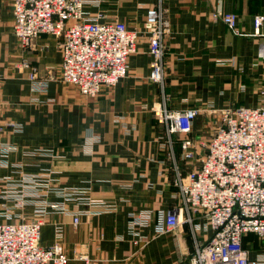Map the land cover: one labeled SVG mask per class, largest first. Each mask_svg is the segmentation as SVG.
Wrapping results in <instances>:
<instances>
[{"label": "crops", "instance_id": "crops-1", "mask_svg": "<svg viewBox=\"0 0 264 264\" xmlns=\"http://www.w3.org/2000/svg\"><path fill=\"white\" fill-rule=\"evenodd\" d=\"M13 1L0 0L1 122H16L21 129L5 128L0 141L19 146L10 160L23 163L25 172L53 168L59 184L91 185L93 196L118 203L113 211L81 217L78 225L70 215H51L42 227L41 244L51 245L56 222H63L68 264H77L81 255L99 264H191L197 244L212 234L210 226L206 232H197L192 223L185 222L175 232L156 235L151 225L144 230L152 236L145 246L135 244L128 230L130 211L176 207L180 202L175 184L178 173L197 163L182 157L184 134L169 131L153 107L200 108L191 136L207 139L217 119L213 110L258 106L264 88V61L254 16L264 13V0L89 3L87 8L94 15L122 20L141 35L138 51L129 59V74L95 97L61 79L59 37L43 33L29 48L21 46L13 30ZM153 5L161 7L167 21L161 81L150 78L153 56L149 38L142 32ZM218 10L237 14V29L214 17ZM24 58L38 67L41 78H51L43 91L33 89L27 73L15 68ZM38 148L62 155L25 153V149ZM12 170L0 167V190ZM185 214H189L186 209ZM190 214L194 223L206 221L200 214ZM243 245L250 264H259L264 238L248 233Z\"/></svg>", "mask_w": 264, "mask_h": 264}, {"label": "built area", "instance_id": "built-area-1", "mask_svg": "<svg viewBox=\"0 0 264 264\" xmlns=\"http://www.w3.org/2000/svg\"><path fill=\"white\" fill-rule=\"evenodd\" d=\"M97 0H14L13 30L23 47L33 45L43 33L60 38L62 51L61 79L77 85L84 95L95 97L107 86L116 85L129 74V59L138 51L140 33L122 20L103 19L94 15L88 4ZM100 1V0H98ZM230 28L237 29V14L218 10ZM256 33L261 36L260 57L264 61V13L254 16ZM153 56L150 78H164V41L167 21L159 5L146 14L145 29ZM33 89L43 91L51 78L40 79L38 67L24 60ZM5 128L21 129L14 122H1ZM258 106H234L213 110L217 119L207 139L191 136L194 121L201 109L182 110L153 107L169 131L184 134L182 157L197 161L185 173H178L175 184L180 202L170 209H140L129 212V233L135 244L145 246L151 235L144 232L153 225L156 235L175 232L185 222L195 231L212 234L197 244L191 264H250L243 238L256 233L264 238V88ZM14 143L0 141V164L13 168L0 190V264H68L64 248V223L55 224V241L41 244L42 227L48 216L65 213L74 225L81 217L110 212L118 207L116 200L92 195V186L61 185L53 168L25 172L23 163H13L10 156L18 151ZM28 156L57 154L52 149L25 151ZM32 207L28 211L27 208ZM185 209L189 213L184 215ZM200 214L206 221L194 223L190 214ZM77 264H99L81 255ZM264 260V253L259 264Z\"/></svg>", "mask_w": 264, "mask_h": 264}, {"label": "rangeland", "instance_id": "rangeland-1", "mask_svg": "<svg viewBox=\"0 0 264 264\" xmlns=\"http://www.w3.org/2000/svg\"><path fill=\"white\" fill-rule=\"evenodd\" d=\"M94 13H96V12H94ZM19 41V40H18ZM21 46H22V44H21ZM27 48H29V47H24V49H27ZM26 58H24V59H22V60H19V63H17V65H15V68L19 71V72H22V71H24L25 73H27V77H29V79H30V72H29V70L28 69H26V68H24L23 66H22V63H23V61L25 60ZM26 60H28L29 62H31L29 59H26ZM18 62V61H17ZM31 64H33V63H31ZM34 65V64H33ZM36 66V65H35ZM164 72H165V67H164ZM1 74V73H0ZM2 75V74H1ZM40 79H46V80H48V77H44V78H40ZM2 83H3V75H2V82H1V91H2ZM48 83H49V80H48ZM160 107V106H159ZM161 108H163L162 106H161ZM16 123V122H15ZM7 129H10V128H7ZM13 127L10 129V130H12L13 131ZM1 142H4V141H1ZM5 142H9V143H14V142H11V141H5ZM15 144V143H14ZM17 145V144H16ZM18 146V145H17ZM18 149H19V146H18ZM25 150H28V149H25ZM55 153L57 154V156L56 157H59L60 155H62L61 153H57V151L55 150ZM0 159H1V157H0ZM0 167H3V166H1V164H0ZM57 181V180H56ZM58 182V181H57ZM61 214H65V213H61ZM51 215H53V214H50L47 218H49ZM91 216V215H90ZM56 223H63V222H56ZM64 225H65V223H64ZM66 230V229H65ZM55 233V232H54ZM54 241H55V236H54ZM54 243V242H53ZM63 244H64V248H65V231H64V239H63ZM66 250V249H65Z\"/></svg>", "mask_w": 264, "mask_h": 264}]
</instances>
